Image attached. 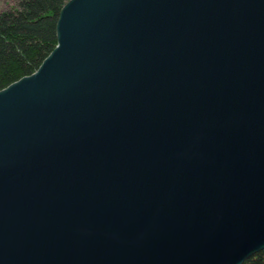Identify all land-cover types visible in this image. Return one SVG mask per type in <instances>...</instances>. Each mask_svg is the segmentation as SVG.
<instances>
[{
    "label": "water",
    "instance_id": "obj_1",
    "mask_svg": "<svg viewBox=\"0 0 264 264\" xmlns=\"http://www.w3.org/2000/svg\"><path fill=\"white\" fill-rule=\"evenodd\" d=\"M0 89V264H242L264 249V0H68Z\"/></svg>",
    "mask_w": 264,
    "mask_h": 264
},
{
    "label": "trees",
    "instance_id": "obj_2",
    "mask_svg": "<svg viewBox=\"0 0 264 264\" xmlns=\"http://www.w3.org/2000/svg\"><path fill=\"white\" fill-rule=\"evenodd\" d=\"M68 0H18L0 12V89L33 73L57 44L59 12ZM242 264H264V249Z\"/></svg>",
    "mask_w": 264,
    "mask_h": 264
},
{
    "label": "rangeland",
    "instance_id": "obj_3",
    "mask_svg": "<svg viewBox=\"0 0 264 264\" xmlns=\"http://www.w3.org/2000/svg\"><path fill=\"white\" fill-rule=\"evenodd\" d=\"M18 0H0V12L16 6Z\"/></svg>",
    "mask_w": 264,
    "mask_h": 264
}]
</instances>
